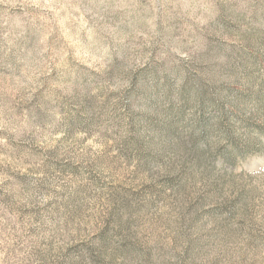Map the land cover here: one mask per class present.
I'll return each instance as SVG.
<instances>
[{"label": "rangeland", "instance_id": "rangeland-1", "mask_svg": "<svg viewBox=\"0 0 264 264\" xmlns=\"http://www.w3.org/2000/svg\"><path fill=\"white\" fill-rule=\"evenodd\" d=\"M0 264H264V0H0Z\"/></svg>", "mask_w": 264, "mask_h": 264}]
</instances>
